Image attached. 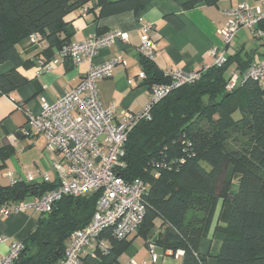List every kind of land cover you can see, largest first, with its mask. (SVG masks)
<instances>
[{"label": "trees", "instance_id": "trees-1", "mask_svg": "<svg viewBox=\"0 0 264 264\" xmlns=\"http://www.w3.org/2000/svg\"><path fill=\"white\" fill-rule=\"evenodd\" d=\"M89 1L0 0V63L11 64L0 74V95L28 81L21 68L30 66L35 57L41 55L37 61L48 63L55 50L70 43L73 31L66 16ZM97 2L99 16H106L136 12L148 0ZM257 27L264 29V19ZM32 34L38 36L35 41H30ZM41 40L47 43L45 49L25 53L26 48L36 49L34 44ZM26 41L31 43L25 48ZM139 58L148 86L168 82L152 60ZM252 59L250 54L237 52L228 55L221 66L199 69V79L172 89L127 135L117 173L125 181L139 178L146 186L144 214L134 236L146 238L156 226L155 243L163 253L181 250L180 264H205L197 255V246L215 197L231 205L228 222L217 226L223 238L216 264H264V87L241 79L232 89L226 88L231 65L235 64L241 77ZM10 152L9 145L2 146L1 158ZM233 180L235 192L230 190ZM55 186L24 181L0 185V205L38 196ZM98 195H67L56 201L48 213L39 215L12 264L60 260L71 234L91 220ZM131 240L108 236L106 251L86 252L81 260L84 264H115Z\"/></svg>", "mask_w": 264, "mask_h": 264}, {"label": "crops", "instance_id": "crops-1", "mask_svg": "<svg viewBox=\"0 0 264 264\" xmlns=\"http://www.w3.org/2000/svg\"><path fill=\"white\" fill-rule=\"evenodd\" d=\"M189 2L193 5L184 8L183 5ZM239 3L264 8V0H148L136 12L127 10L99 16L97 0H90L71 11L66 16L73 31L70 42L111 30L126 32L129 39L127 42L117 40L109 46L101 47L91 61H83L78 65H73L69 59H61L55 50L53 57L56 61L50 62L48 70L38 71L36 61L41 55L35 57L30 66L21 68L28 81L0 95V148L4 145L11 147L6 158L0 156V185H9L14 181L26 182L27 174L36 177L38 172L49 176L47 184L57 183L53 163L60 160V154L45 147L42 135L34 132L21 133V129L28 114L40 112L41 97L49 102L54 101L79 82L91 63L99 64L119 56L124 61L113 67L111 76L97 82L102 107L114 105L118 111L133 113H138L145 107L150 98V90L146 79L138 77L143 71V65L137 52V46L145 36L151 39L154 50L152 63L162 72L169 68L197 70L209 66L213 61L210 55L213 48L223 50L226 57L239 52L241 55L250 54L252 62L264 59V39L254 37L249 29L239 30L229 44H225L219 35V29L230 18V10ZM166 16L172 19H167ZM145 23L153 25L148 35L141 31V26ZM251 37L260 39L259 45L252 43ZM34 47V50L26 48L25 53L29 55L43 50L47 43L41 40ZM234 66L233 63L230 69L232 72L237 71ZM10 67L8 62L0 63V74ZM262 86L264 87V81ZM9 173L10 177L7 175ZM34 183L44 182L36 178ZM230 190H237L236 180L232 181ZM230 211L229 203L223 202L219 197L213 198L197 246V255L205 260V264H216L215 255L223 238L217 226L222 227L228 222ZM39 215L29 209L9 214L0 211V258L7 253L11 242H22L35 228ZM157 234L156 226L147 235L150 240L134 236V231L130 233L127 238L132 239L131 243L115 264H127L129 261L135 264H152L149 243L153 244V252L158 256L156 264H180L182 251L163 253L155 243Z\"/></svg>", "mask_w": 264, "mask_h": 264}, {"label": "built area", "instance_id": "built-area-1", "mask_svg": "<svg viewBox=\"0 0 264 264\" xmlns=\"http://www.w3.org/2000/svg\"><path fill=\"white\" fill-rule=\"evenodd\" d=\"M229 15L230 18L219 29V35L225 44H229L243 28L249 29L256 38H264V29L257 27L264 19V8L260 5L251 7L246 3H239L230 10ZM152 29L151 23L141 26V31L146 35ZM37 37L32 34L30 41H35ZM128 39V33L111 30L74 40L57 50V55L78 65L83 61H91L101 47L109 46L117 40L127 42ZM137 52L143 58L153 59L154 50L148 36L140 40ZM210 55L213 58L211 65L221 66L226 61L223 50L213 48ZM55 61V57L48 63L37 61L38 71L48 70L50 62ZM123 62L120 56L99 64L90 62L87 72L71 89L64 91L54 101L49 102L41 97L40 112L28 114L21 129V133L34 132L42 135L45 147L60 154V160L53 163L58 180L55 187L31 200L1 204V212L9 214L29 209L38 214H46L63 196L99 193L91 220L71 234L62 258L54 264H84L81 258L88 249L92 255L95 250L106 251L109 246L108 236L120 240L138 227L144 214L142 196L146 186L139 178L125 181L117 173V168L122 165L127 135L139 120L149 117L152 106L172 89L195 82L201 71L210 66L203 67L202 70H164L163 76L168 82L151 84L148 103L140 112L133 113L118 111L114 105L102 107L99 102L98 80L111 76L113 67ZM138 77L144 80V71ZM241 79H251L262 84L264 59L251 63L241 77L232 72L226 88L232 89ZM7 175L11 176L10 173ZM36 178L41 182L50 180L47 174L40 172L36 177L27 174L25 180L34 183ZM22 248V242H11L7 253L0 258V264H12ZM149 248L150 260L155 263L158 256L153 252L152 243H149ZM127 264L135 263L129 261Z\"/></svg>", "mask_w": 264, "mask_h": 264}, {"label": "rangeland", "instance_id": "rangeland-1", "mask_svg": "<svg viewBox=\"0 0 264 264\" xmlns=\"http://www.w3.org/2000/svg\"><path fill=\"white\" fill-rule=\"evenodd\" d=\"M250 40H252L251 42L254 43L255 45H259L260 39H256V38H254V37H253V38L251 37ZM30 43H31L30 41H29V42H28V41L24 42V43H23V47L26 48ZM238 116H239V113L236 112V113L234 114V117L237 118Z\"/></svg>", "mask_w": 264, "mask_h": 264}]
</instances>
